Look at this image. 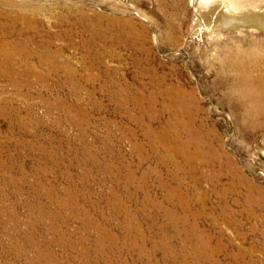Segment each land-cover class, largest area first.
I'll return each mask as SVG.
<instances>
[{
	"label": "rangeland",
	"instance_id": "374dc122",
	"mask_svg": "<svg viewBox=\"0 0 264 264\" xmlns=\"http://www.w3.org/2000/svg\"><path fill=\"white\" fill-rule=\"evenodd\" d=\"M192 3L0 0V264H264V0Z\"/></svg>",
	"mask_w": 264,
	"mask_h": 264
},
{
	"label": "bare ground",
	"instance_id": "6f19581e",
	"mask_svg": "<svg viewBox=\"0 0 264 264\" xmlns=\"http://www.w3.org/2000/svg\"><path fill=\"white\" fill-rule=\"evenodd\" d=\"M191 2H193L192 4H194L198 8L196 10L198 15L202 17L203 21L206 23L209 22V19H214L215 17L218 16L219 17V20L217 19V21L219 22L218 26H223L222 24H225V25H229L228 27H232L233 22L235 20H240L241 22H244L246 24H251L253 26L262 24V16L260 15V9H259L260 6H258L259 0H191ZM198 31H201V29L197 30L196 32ZM234 58L237 59L241 67L243 65V60L252 59L253 55H249V54L245 55L241 52H235ZM15 59H16V54L9 53L4 55L1 61L7 63V62H12ZM254 62H256V60H253L252 62V65L255 68L257 67V65ZM231 65L237 66V63L232 62ZM247 73L250 78H254L251 72L247 71ZM244 78L245 77L242 75V79ZM176 90H177L176 88L168 89L165 91V94L170 96L171 93L175 92ZM155 94L156 93H152L151 95L153 96ZM159 135H160L159 139L161 138V141L163 143L165 142L168 143V145L170 146L171 150L174 153V156L181 155L186 157L187 160H189L190 155H188L185 150L186 147H188L187 146L188 143L182 144L180 142L177 131L174 132L172 139L168 138L166 130H163Z\"/></svg>",
	"mask_w": 264,
	"mask_h": 264
}]
</instances>
